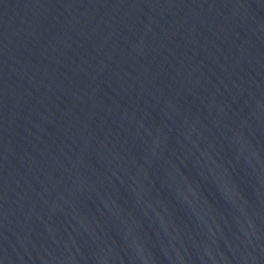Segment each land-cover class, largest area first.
I'll return each mask as SVG.
<instances>
[{
    "label": "water",
    "instance_id": "1",
    "mask_svg": "<svg viewBox=\"0 0 264 264\" xmlns=\"http://www.w3.org/2000/svg\"><path fill=\"white\" fill-rule=\"evenodd\" d=\"M0 264H264V0H0Z\"/></svg>",
    "mask_w": 264,
    "mask_h": 264
}]
</instances>
